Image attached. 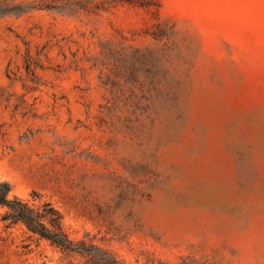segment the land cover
Instances as JSON below:
<instances>
[{"label":"rangeland","instance_id":"1","mask_svg":"<svg viewBox=\"0 0 264 264\" xmlns=\"http://www.w3.org/2000/svg\"><path fill=\"white\" fill-rule=\"evenodd\" d=\"M158 3L0 0V180L124 264H264V0ZM4 211L0 264H82Z\"/></svg>","mask_w":264,"mask_h":264},{"label":"trees","instance_id":"2","mask_svg":"<svg viewBox=\"0 0 264 264\" xmlns=\"http://www.w3.org/2000/svg\"><path fill=\"white\" fill-rule=\"evenodd\" d=\"M159 0H127L135 6L158 5ZM50 8V7H43ZM0 205L5 207L1 220L5 223L22 224L28 232L48 241L66 257L78 255L82 264H124L109 249L94 243L91 238H73L64 227L61 211L36 191L30 198L19 197L12 192L8 181L0 180ZM69 264H74L72 261Z\"/></svg>","mask_w":264,"mask_h":264}]
</instances>
